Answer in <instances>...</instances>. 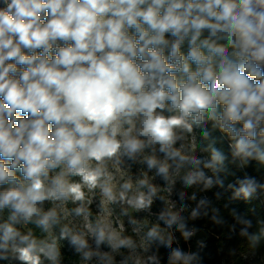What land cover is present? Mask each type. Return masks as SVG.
<instances>
[{"label": "clouds", "instance_id": "1", "mask_svg": "<svg viewBox=\"0 0 264 264\" xmlns=\"http://www.w3.org/2000/svg\"><path fill=\"white\" fill-rule=\"evenodd\" d=\"M209 122L242 165L264 162V0H0V211L10 213L0 260L60 264L67 241L85 262L113 264L103 245L127 249L122 264H159L112 226L109 206L138 234L130 212L163 200L156 178L171 187L183 170L186 188L222 184L204 169L217 173L224 154L198 158L184 143L194 127L207 138ZM133 164L147 169L135 181L125 171ZM237 183L234 196L245 199L259 186L247 176ZM70 215L82 229L62 224ZM157 219L165 228L154 225L141 244L169 248L167 264H194L195 253L163 235L173 226L193 234L179 214ZM29 224L44 238L17 227Z\"/></svg>", "mask_w": 264, "mask_h": 264}, {"label": "trees", "instance_id": "2", "mask_svg": "<svg viewBox=\"0 0 264 264\" xmlns=\"http://www.w3.org/2000/svg\"><path fill=\"white\" fill-rule=\"evenodd\" d=\"M204 127L209 133L207 138L202 135V129L194 127L195 141L204 159L210 158V148H216L226 157L217 173L214 174L209 169L204 171L214 180L219 178L222 184L214 183L213 187L203 189L201 185L186 188L183 184L175 183L171 188L174 212L179 214L187 230L193 234L185 239L173 226L171 235L165 240L172 248L195 253L197 259L194 264H234L236 255L242 254L253 240L259 237L264 240V162L250 160L242 165L238 158L232 156L227 136L213 129L210 122ZM246 176L255 178L259 185L257 190L247 199L242 196L235 197V188L239 186L237 181ZM181 193L183 199L180 197ZM201 200H206L207 204L201 206L200 215L193 219L191 212L197 208ZM8 216V209L0 211V223L5 222ZM213 217L216 219L214 220ZM245 221H249L250 225ZM27 228L33 231L37 239L44 238V233L35 225L29 224ZM245 228L247 235L242 234V229ZM54 231L57 232V229ZM152 249L161 263H166L161 258L168 256L170 249L161 244H153ZM0 264H19V262L0 260Z\"/></svg>", "mask_w": 264, "mask_h": 264}, {"label": "rangeland", "instance_id": "3", "mask_svg": "<svg viewBox=\"0 0 264 264\" xmlns=\"http://www.w3.org/2000/svg\"><path fill=\"white\" fill-rule=\"evenodd\" d=\"M184 143L187 148L191 149L193 151V154H195L198 158L204 159V156L202 155L201 151L198 150L196 141H195V131L193 129L192 133L186 134V138L184 140ZM179 146V145H177ZM141 170L146 171V166L140 165V164H133L131 165L130 169H125L127 171L128 175L133 176V179L135 181V178L138 176L139 172ZM184 174V171L181 170L175 177V183L182 184L180 177ZM153 173L149 172V176H152ZM127 178V177H125ZM75 180H79L78 177L74 178ZM155 185H157L159 188L162 189V191L159 192V195L163 197V200L156 199L154 200L151 210L150 211H141V212H130V216L132 219H135L138 221L139 225V233H134L132 228L133 226L129 223V217L128 216H122L120 215V206L118 205H112L109 206L111 210V215L109 217L112 226L117 230L121 231L122 235L131 237L137 244V254L146 259L149 256H156L159 264H167V257L164 256L161 258L162 260L166 261V263H161V260L159 257L155 254V252L152 249V245L149 246L147 242L145 241L144 244H141V241L144 238L145 233L153 227L154 225L159 224L161 228H165L162 221L158 220L157 217L160 214L161 211L171 209L174 212V200H173V193L171 191L172 186L168 187L164 184L163 181H161L159 178H156L152 181ZM92 197V204L89 205L90 211L92 212L91 219L94 220L96 216L98 215V204L100 201V193L99 190H95L94 193L88 194ZM53 204L50 202H45L44 208L47 210L48 208L52 207ZM77 205L72 204L69 202L66 207L70 210ZM10 214V213H9ZM62 224H68L70 227H73L75 229H82L83 228V219L80 217L75 216H69L66 220H62ZM18 229L23 232L27 233L29 230L27 226H17ZM55 232V231H54ZM172 228L171 229H165L163 235L164 238H166L168 235H171ZM58 234V228L57 232ZM45 235V234H44ZM89 243L91 244V239L89 240ZM60 247H61V259L60 264H96L95 258L92 261L85 262L83 261L78 254H76L69 246L67 241H60ZM147 247V251H144L143 249ZM102 251L109 252L111 256L113 257V264H122V261L125 257L129 256V251L127 249H120L117 252H111L110 249H108L106 246H101ZM234 264H264V240H262V237H259L257 240H253L252 243L248 246L242 254H237ZM44 264H48L47 261H45ZM129 264H131V261H129Z\"/></svg>", "mask_w": 264, "mask_h": 264}]
</instances>
